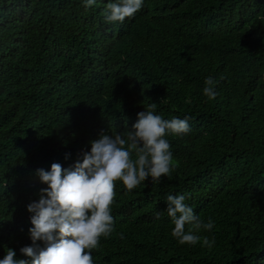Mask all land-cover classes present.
Instances as JSON below:
<instances>
[{
	"label": "trees",
	"instance_id": "trees-1",
	"mask_svg": "<svg viewBox=\"0 0 264 264\" xmlns=\"http://www.w3.org/2000/svg\"><path fill=\"white\" fill-rule=\"evenodd\" d=\"M109 2L0 0V260L11 248L31 264L37 169L82 161L101 130L124 133L155 103L190 131L165 137L170 177L116 182L94 264H264V0H143L123 23L105 21ZM178 194L214 222L195 245L172 236Z\"/></svg>",
	"mask_w": 264,
	"mask_h": 264
},
{
	"label": "clouds",
	"instance_id": "clouds-1",
	"mask_svg": "<svg viewBox=\"0 0 264 264\" xmlns=\"http://www.w3.org/2000/svg\"><path fill=\"white\" fill-rule=\"evenodd\" d=\"M95 3L96 0H84L86 8ZM142 4L143 0L109 2L104 19L123 23ZM205 85L204 94L215 99V79L207 77ZM155 110V103L146 105L131 129L124 133L108 134L101 130L99 138L91 142V150L83 153L82 161L77 160L68 168L54 162L50 171L37 169L41 182L48 187L41 188L39 200L28 205V211L33 213V227L29 230L33 244L20 251L32 257L31 264H94L92 250L99 247L101 237H109L114 230L112 205L116 182L122 181L131 191L149 177L154 182L162 176L170 177L175 165L171 144L165 137L169 133L187 134L190 117L164 119ZM185 199L183 194L168 195L167 214L174 224L172 236L181 245H195L201 240L195 233L211 230L214 222L211 218L203 222ZM37 241H43L44 246ZM214 244V237H203V246L211 248ZM0 264L29 262L16 259V252L10 248Z\"/></svg>",
	"mask_w": 264,
	"mask_h": 264
}]
</instances>
